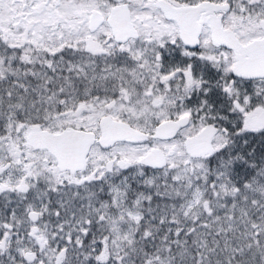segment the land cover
<instances>
[{"label": "snow or ice", "instance_id": "6c2138e0", "mask_svg": "<svg viewBox=\"0 0 264 264\" xmlns=\"http://www.w3.org/2000/svg\"><path fill=\"white\" fill-rule=\"evenodd\" d=\"M0 264H264V0H0Z\"/></svg>", "mask_w": 264, "mask_h": 264}]
</instances>
